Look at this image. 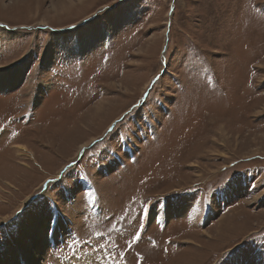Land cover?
<instances>
[{
	"label": "rangeland",
	"instance_id": "1",
	"mask_svg": "<svg viewBox=\"0 0 264 264\" xmlns=\"http://www.w3.org/2000/svg\"><path fill=\"white\" fill-rule=\"evenodd\" d=\"M51 217L38 264H264V0H0V264Z\"/></svg>",
	"mask_w": 264,
	"mask_h": 264
},
{
	"label": "bare ground",
	"instance_id": "2",
	"mask_svg": "<svg viewBox=\"0 0 264 264\" xmlns=\"http://www.w3.org/2000/svg\"><path fill=\"white\" fill-rule=\"evenodd\" d=\"M3 75V74H2ZM2 79V78H1ZM9 79V77L6 79V78H4L3 80H8ZM1 81L2 82V88L3 89H5V88H7L8 87V84L6 83V82H4V81ZM10 80V79H9ZM16 81H17V76H14V81H13V84H15L16 83ZM12 84V85H13ZM93 140V139H92ZM92 140L91 141H89L88 143H86V144H84V145H81L80 146V148L78 149V150H80V149H84L85 147H87L89 144H91V142H92ZM18 146H16L15 148H17ZM19 151H21L22 152V156L24 155V154H27V155H30V153L29 152H27L26 151V148H24V147H19V148H17ZM78 150H77V152H78ZM77 156V153L75 154V157ZM74 157V158H75ZM29 200V199H28ZM40 224V225H39ZM38 224V226L36 227V229H35V231H30V232H28V234H29V240H30V242H31V249L30 250H33L34 252H32L29 256H27V258H29V260H30V264H38V261H37V257H38V255H40V251L41 250H43V246H44V239H45V236H46V240L48 239V237H47V233H49V234H51V231L50 230H48V232L46 231V233H45V235L43 236V234H42V229H43V225L41 224V223H39ZM36 236V237H35ZM91 258V257H90ZM80 264V263H79ZM83 264H96V262H95V260L92 258V260L91 261H85V262H83Z\"/></svg>",
	"mask_w": 264,
	"mask_h": 264
},
{
	"label": "built area",
	"instance_id": "3",
	"mask_svg": "<svg viewBox=\"0 0 264 264\" xmlns=\"http://www.w3.org/2000/svg\"><path fill=\"white\" fill-rule=\"evenodd\" d=\"M58 77L62 78L61 75L58 76ZM59 247H60V246H59ZM60 248H61V247H60ZM61 249H62V248H61ZM66 250H67V249H66ZM66 250H63V252H65ZM82 260H84V259H82ZM82 260L78 261L77 263H73V262L69 261V262H65V263H61V264H79Z\"/></svg>",
	"mask_w": 264,
	"mask_h": 264
}]
</instances>
